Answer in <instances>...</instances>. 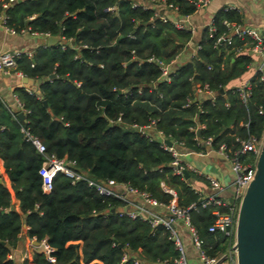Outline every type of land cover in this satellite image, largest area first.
I'll return each mask as SVG.
<instances>
[{
    "label": "trees",
    "instance_id": "obj_1",
    "mask_svg": "<svg viewBox=\"0 0 264 264\" xmlns=\"http://www.w3.org/2000/svg\"><path fill=\"white\" fill-rule=\"evenodd\" d=\"M136 1L0 0L8 28L58 35L65 41L17 59L16 69L41 79L37 93L15 89L26 109L24 121L0 100V157L13 190L0 181V264H15L8 252L18 243L23 224L28 238H46L53 247V261L35 252L34 264H119L125 252L130 255L125 264H134L133 257L143 264H172L179 255L163 225L152 227L147 220L121 213L125 201L97 193L84 179L72 182L58 172L51 191L43 193L38 168L44 157L23 137L22 125L45 144L46 152L74 160L77 170L95 179L129 183L162 202L172 198L164 189L168 187L179 205L195 202L190 218L202 248L209 255H230L234 228L229 233L208 230L215 206L200 205L201 194L183 174L174 173L171 153L144 125L154 119L155 128L190 150L205 146L195 138L201 126L198 138L210 136L213 148L224 142L230 154L240 148V139L263 136V82L254 74L250 77L246 102L237 88L227 86L250 62L247 53L236 52L244 38L232 35L230 42H216L226 30L222 20L239 22L240 15L231 8L218 10L215 31L205 28L195 55L175 62L165 80L158 64L148 58H175L191 32L163 21L152 4ZM165 2L180 15L196 10L190 0ZM110 6L115 8L108 10ZM204 83L215 91L213 99L201 93ZM238 156L243 162L255 159L250 151ZM216 207L228 211L227 205Z\"/></svg>",
    "mask_w": 264,
    "mask_h": 264
},
{
    "label": "built area",
    "instance_id": "obj_2",
    "mask_svg": "<svg viewBox=\"0 0 264 264\" xmlns=\"http://www.w3.org/2000/svg\"><path fill=\"white\" fill-rule=\"evenodd\" d=\"M13 1V0H10ZM196 5V8L204 6L209 0H190ZM264 4V0H258ZM140 2L141 4H152L156 9V15H158L163 21H170L177 28H186V17L189 15H180L177 18L170 19L164 13L165 9L175 10L177 11V7L171 3H166L165 0H137L134 4ZM8 5L7 2L3 3V6L6 7ZM115 6L107 7L108 10H113ZM230 8V7H225ZM2 19L5 20V15L3 14ZM210 23L208 26V30L210 33L215 31V26ZM222 23L224 24L226 30L223 34L219 35L216 39V42H220L227 39L230 42V37L232 35H236L240 38H244V44L236 48L237 53H248V54H256L260 57V61L258 63L250 60L248 63V67L253 65L255 71L253 74L256 79L263 82L264 85V33L253 26L249 25H241L239 22L231 21L227 19H223ZM10 29V28H9ZM187 29V28H186ZM13 31L12 29H10ZM48 35V33H44ZM200 47L199 44L196 45L195 50ZM27 55L31 57L32 53L30 51L24 52L19 49H14L10 51H0V69L4 72H9L11 69L15 68L17 65V59L21 57V55ZM176 57L169 60L168 62H163L157 58L150 57L148 60L155 61L158 64L160 69V78L169 80L170 72L172 65L174 64ZM252 74V75H253ZM251 75V76H252ZM250 76V77H251ZM250 77L247 82L237 87L239 97L243 102H246L251 94V82ZM32 92L31 90H29ZM201 93L204 96L210 97L213 99L216 95L215 91L207 84L204 83L201 89ZM15 99L19 108V112H23L25 114L26 109L22 106L21 102L17 98ZM264 99V88L263 95ZM190 101V98H187V102ZM187 105V103H186ZM264 107L262 105L259 106V112H263ZM18 112V113H19ZM16 113V114H18ZM14 114V116L16 115ZM25 120V117H24ZM23 120V121H24ZM120 120V116L116 118V121ZM112 122L113 120L110 119ZM133 126H137L133 124ZM201 127V126H200ZM145 129L152 128L155 130V135L161 137L162 146L171 153L172 160L171 166L174 173L183 174V169L185 166L181 162V154L179 150L175 147V143L179 145H183V141H176L170 137H167L163 134L160 129L155 128V120L152 119L148 124L144 125ZM197 129V128H196ZM20 131L25 139L30 141L43 155V161L38 168V173L41 176V190L43 193L47 194L52 189V180L56 173L62 172L66 176L72 179V182L84 179L88 186L92 187L97 193L101 195H111L115 196L127 204L130 205V208H121V213H125L130 217H139L143 220H147L152 227L157 225H163L169 232V237L174 242L175 248L178 250L179 255L175 258L172 264H187L185 247L182 239V229H185L189 240L192 245L196 248L198 258L203 264H219L222 259L227 258V255L214 256L209 255L202 248L203 240L199 236L195 226L191 222L190 211L192 209L197 208V204L192 202L188 205H179L176 200V193L172 188L164 187L166 191H168L172 198L167 202L158 201L154 197L150 196L146 191H141L138 188L130 185L129 183L116 181L114 179L106 178V179H95L94 177H89L87 173L79 171L75 168V161L72 159H67L65 157H57L54 153L46 152L45 144L35 135L33 134L28 127L22 125L20 127ZM151 138H154L153 134L149 133ZM197 143H203V145L211 146L212 138L210 136L200 139L198 135L195 137ZM165 139H171L172 144H167ZM241 146L237 149L233 154L229 153V149L227 148L224 142L218 145L217 149L226 157L229 158L231 162V169L234 172V180H233V190H234V198L240 199L244 194L248 184L254 177L255 173V162L256 158L260 152L262 146V137L257 138L253 135H250L246 139H240ZM246 151H250L254 154L255 159L252 162H243L239 158V153H244ZM184 175V174H183ZM209 181V192L204 195H201L200 205L201 206H215L211 210L214 214L213 222L208 226L209 231L220 230L224 233H229V231L234 228L237 220L238 206L231 204L230 202L224 201L219 194L224 189V185L216 178L208 177ZM163 185V183H161ZM227 205L228 211L222 212L220 211L216 205ZM125 205V206H126ZM181 226V228H180ZM184 231V230H183ZM34 239V238H32ZM40 245L42 246L41 252L45 254V256L53 261L54 257L51 255L53 247H51L46 238H42L38 240ZM232 250L235 253L234 242L232 245ZM128 252H125L122 256V259L119 264H125V261L129 258ZM8 258H13L12 254L8 253ZM22 258H25L23 256ZM134 264H143L138 258L133 257Z\"/></svg>",
    "mask_w": 264,
    "mask_h": 264
},
{
    "label": "crops",
    "instance_id": "obj_3",
    "mask_svg": "<svg viewBox=\"0 0 264 264\" xmlns=\"http://www.w3.org/2000/svg\"><path fill=\"white\" fill-rule=\"evenodd\" d=\"M139 1V0H138ZM225 7H230L236 10L240 15L239 23L241 25H249L260 29L264 33V4L258 0H209L204 6L196 8L194 12L186 17V28L190 30L191 37L184 44L183 48L177 54L175 62H182L193 57L196 53L195 47L199 43L200 37L205 28H208L213 20L215 13ZM164 13L170 19L179 17V14L175 10L165 9ZM0 14V51H10L19 49L24 52L30 51L32 54L40 46L51 45L48 42V36L41 32H31L27 28L19 32L11 31L2 19ZM58 40L55 43H64V38L58 35ZM53 43V44H55ZM70 44L72 40L69 41ZM32 56V55H31ZM241 77V76H240ZM240 77L231 79L227 86L234 81H238ZM243 80V79H242ZM247 80L245 81V83ZM37 80L31 78L26 73L16 68L11 69L9 72H4L0 69V100L8 107L12 112H19V108L15 99V89L17 87H25L27 90L38 92ZM237 83V87L245 84ZM17 96V95H16ZM18 98V97H17ZM200 126V125H199ZM151 130L154 137L161 139V137L155 135V130ZM200 130V127L196 129ZM197 134V133H196ZM198 135V134H197ZM179 145V144H178ZM181 150V162L185 166L186 170L192 173L187 177V180L191 186L201 195L209 192L208 177L218 179L223 185L224 189L227 188L232 195L234 172L231 169V162L228 157L222 154L212 146H204L199 150H190L185 148L184 145H179ZM0 178L10 191H13L10 186L9 177L5 171L3 165V159L0 157ZM227 190H224L223 194L228 196ZM223 191V190H222ZM221 191V192H222ZM223 199V198H222ZM234 195L231 201H234ZM13 202L18 207L19 200L13 197ZM227 202V201H226ZM130 208V205H126L123 208ZM181 228V226H180ZM27 226L23 224V231L20 234V239L16 246L11 247L9 254L13 255L15 264H34L32 256L35 252H41L42 246L40 242L35 238H28L26 235ZM184 230V231H183ZM182 239L185 247L187 264H203L198 258L197 250L192 245L188 238L185 229H182ZM235 241V240H234ZM233 250L230 251L228 258L236 262V255ZM25 256V258H22ZM235 257V258H234ZM226 260L223 259V261ZM161 264V263H159Z\"/></svg>",
    "mask_w": 264,
    "mask_h": 264
},
{
    "label": "water",
    "instance_id": "obj_4",
    "mask_svg": "<svg viewBox=\"0 0 264 264\" xmlns=\"http://www.w3.org/2000/svg\"><path fill=\"white\" fill-rule=\"evenodd\" d=\"M57 40L58 37L55 35L48 36L50 44ZM53 76L54 73H51L50 77ZM40 81L41 79H37V82ZM219 91L222 92L223 88H220ZM43 103L47 104L46 100H43ZM24 117L23 112L18 113L20 121H23ZM199 132L198 129L196 133L199 135ZM165 141L169 145L172 144L171 139H165ZM183 174L185 178L188 177L186 169H183ZM88 176L92 177V174ZM234 248L236 264H264V132L262 146L255 162L254 177L239 202ZM221 260L223 259L221 258Z\"/></svg>",
    "mask_w": 264,
    "mask_h": 264
},
{
    "label": "rangeland",
    "instance_id": "obj_5",
    "mask_svg": "<svg viewBox=\"0 0 264 264\" xmlns=\"http://www.w3.org/2000/svg\"><path fill=\"white\" fill-rule=\"evenodd\" d=\"M248 54V53H247ZM250 56V60H253V62H256L258 63L260 61V57L256 54H248ZM255 71V68L253 65H250L249 67H247L245 69V71L239 76V80L236 81V82H232L230 84L229 87H236L237 86V83H240L242 84L243 82L245 83L246 80H248V78L253 74V72ZM243 79V80H242ZM175 147L179 150V152H181L180 148H179V145L177 143H175ZM224 190H227L226 189H223V191L219 194V196L221 198H223L224 201H227V202H231L232 198H233V195H234V191H232V195L229 193V191L227 190V192L229 193L228 196H226L225 194H223ZM231 199V200H230ZM235 255V254H234ZM235 258V257H234ZM222 264H236L235 262V259L232 261V260H229V258H226V260H224V262Z\"/></svg>",
    "mask_w": 264,
    "mask_h": 264
}]
</instances>
